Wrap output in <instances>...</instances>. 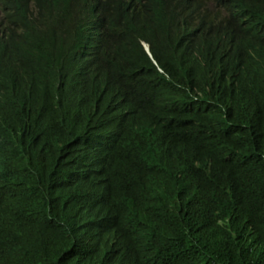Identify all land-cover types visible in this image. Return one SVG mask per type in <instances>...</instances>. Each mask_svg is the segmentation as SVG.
Instances as JSON below:
<instances>
[{
  "label": "trees",
  "instance_id": "obj_1",
  "mask_svg": "<svg viewBox=\"0 0 264 264\" xmlns=\"http://www.w3.org/2000/svg\"><path fill=\"white\" fill-rule=\"evenodd\" d=\"M239 45L133 52L121 0H0V264H264V0ZM130 53L142 73L117 68Z\"/></svg>",
  "mask_w": 264,
  "mask_h": 264
},
{
  "label": "clouds",
  "instance_id": "obj_2",
  "mask_svg": "<svg viewBox=\"0 0 264 264\" xmlns=\"http://www.w3.org/2000/svg\"><path fill=\"white\" fill-rule=\"evenodd\" d=\"M122 24L128 44L140 57L150 61L160 74L157 59L164 43L180 45L212 42L222 54H230L239 45L226 37L242 35L248 8L234 0H121ZM5 13L0 5V31L5 32ZM117 68L133 75L142 73L133 55L116 57ZM28 70L25 53L0 33V89L23 78Z\"/></svg>",
  "mask_w": 264,
  "mask_h": 264
}]
</instances>
